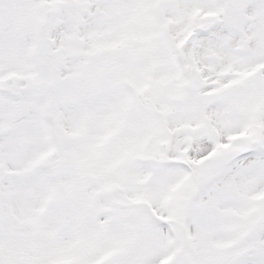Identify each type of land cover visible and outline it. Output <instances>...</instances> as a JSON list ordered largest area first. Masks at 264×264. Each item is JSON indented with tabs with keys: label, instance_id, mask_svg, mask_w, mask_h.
I'll use <instances>...</instances> for the list:
<instances>
[{
	"label": "snow or ice",
	"instance_id": "1",
	"mask_svg": "<svg viewBox=\"0 0 264 264\" xmlns=\"http://www.w3.org/2000/svg\"><path fill=\"white\" fill-rule=\"evenodd\" d=\"M0 264H264V0H0Z\"/></svg>",
	"mask_w": 264,
	"mask_h": 264
}]
</instances>
